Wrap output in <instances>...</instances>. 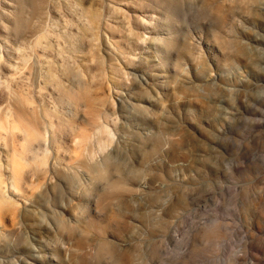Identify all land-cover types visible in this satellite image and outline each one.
Masks as SVG:
<instances>
[{
    "label": "rangeland",
    "instance_id": "rangeland-1",
    "mask_svg": "<svg viewBox=\"0 0 264 264\" xmlns=\"http://www.w3.org/2000/svg\"><path fill=\"white\" fill-rule=\"evenodd\" d=\"M0 184V264H264V0H0Z\"/></svg>",
    "mask_w": 264,
    "mask_h": 264
},
{
    "label": "bare ground",
    "instance_id": "bare-ground-1",
    "mask_svg": "<svg viewBox=\"0 0 264 264\" xmlns=\"http://www.w3.org/2000/svg\"><path fill=\"white\" fill-rule=\"evenodd\" d=\"M212 1H214V0H212ZM208 3V2H210V1H205V3ZM206 3V4H207ZM208 5V4H207ZM167 9V8H166ZM170 11V10H169ZM169 11L168 10H166V12L167 13H169ZM222 12V10H220L219 11V13H221ZM217 15H221V14H217ZM223 17V16H222ZM223 20V19H222ZM231 45V44H230ZM233 45H235V39L233 40ZM240 59V58H239ZM236 62L239 64V63H241V61L240 60H236ZM44 136V138H47V136H46V133L43 135ZM11 167H13V164H11ZM119 184L117 183V184H115V186L114 187H120V186H118ZM19 185L17 184V177H14V183H13V188L16 190V191H19L20 189H19ZM116 189V188H115ZM118 189V188H117ZM6 200H8V197L6 196V192L4 191V186H2L1 184H0V203H3V202H5ZM5 219L6 218H4V217H2L1 216V212H0V233L1 234H4V233H6V231H5V228H6V224H5ZM122 264H127V261H125V260H123L122 261Z\"/></svg>",
    "mask_w": 264,
    "mask_h": 264
}]
</instances>
